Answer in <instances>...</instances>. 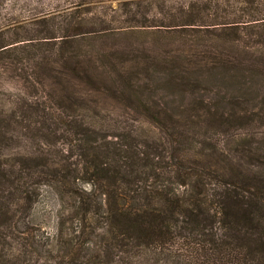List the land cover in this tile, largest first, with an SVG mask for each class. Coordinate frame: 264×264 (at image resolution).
<instances>
[{"label":"trees","instance_id":"trees-1","mask_svg":"<svg viewBox=\"0 0 264 264\" xmlns=\"http://www.w3.org/2000/svg\"><path fill=\"white\" fill-rule=\"evenodd\" d=\"M151 1L0 0V264H264V2Z\"/></svg>","mask_w":264,"mask_h":264},{"label":"rangeland","instance_id":"rangeland-1","mask_svg":"<svg viewBox=\"0 0 264 264\" xmlns=\"http://www.w3.org/2000/svg\"><path fill=\"white\" fill-rule=\"evenodd\" d=\"M78 1L79 0H5V6L8 9V11L4 13L7 14L5 19H8V21L11 22L13 20H26L35 13H40L45 17L51 16V19L55 18L54 21L48 22L57 24L62 19L67 18V10H69V7L72 6L73 3ZM194 1L196 0H169L167 3L172 7L173 11H177V7L182 3L189 4ZM261 1L264 2V0ZM148 4H151V9L155 11L154 8H156L155 6L157 5V2L153 0L148 2ZM87 6L88 5H83L80 10H86ZM212 15L213 13L210 12V18H213ZM25 22L26 21H20V25L24 23L23 28L14 30L12 34L24 36L29 30L37 28L35 25H26ZM58 208L59 202L54 193L48 189L43 190L41 196L34 204L32 209L31 219L33 224L41 228L44 232L54 233L56 228V216Z\"/></svg>","mask_w":264,"mask_h":264}]
</instances>
